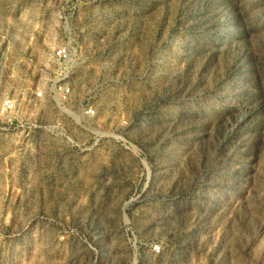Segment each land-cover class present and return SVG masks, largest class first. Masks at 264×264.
<instances>
[{"label": "rangeland", "instance_id": "rangeland-1", "mask_svg": "<svg viewBox=\"0 0 264 264\" xmlns=\"http://www.w3.org/2000/svg\"><path fill=\"white\" fill-rule=\"evenodd\" d=\"M8 91L0 264H264V0H0Z\"/></svg>", "mask_w": 264, "mask_h": 264}, {"label": "built area", "instance_id": "built-area-1", "mask_svg": "<svg viewBox=\"0 0 264 264\" xmlns=\"http://www.w3.org/2000/svg\"><path fill=\"white\" fill-rule=\"evenodd\" d=\"M76 47L70 41L57 44L49 51L48 65L45 67V80L32 88L30 95L38 101V104H46L51 109H56L60 104H68L73 95V87L68 79L76 71ZM15 93L6 92L0 99V114L14 113L23 104ZM80 113L83 116L93 117L96 109L92 105L85 104ZM159 250L157 244L153 245Z\"/></svg>", "mask_w": 264, "mask_h": 264}]
</instances>
